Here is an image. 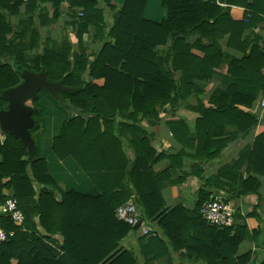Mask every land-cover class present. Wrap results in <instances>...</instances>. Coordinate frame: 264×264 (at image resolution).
Returning a JSON list of instances; mask_svg holds the SVG:
<instances>
[{"label":"trees","instance_id":"1","mask_svg":"<svg viewBox=\"0 0 264 264\" xmlns=\"http://www.w3.org/2000/svg\"><path fill=\"white\" fill-rule=\"evenodd\" d=\"M36 1L0 0V111L6 105L1 92L17 86L22 71H44L48 82L71 92L59 95L61 104L43 91L29 103L36 109L32 119L37 125L29 131L36 150L32 159L18 139L0 132V204L8 192L23 214L20 225L0 214L1 228L14 232L0 244V264H137L132 253L120 247L135 229L114 217V210L129 199L140 220L155 224L171 243L186 223L179 225L175 217L196 215L200 231L193 227L192 238L185 242L192 251L197 245L204 264H248L257 254L261 255L258 264H264V226L248 232L254 251L235 257L246 226L233 223L218 229L205 224L200 210L210 192H197L192 214L180 206L165 209L161 190L176 183L169 180L174 164L155 173L153 167L164 154L151 144L142 126L159 123L166 106L174 110L179 102L194 97L199 116L189 141H196L197 159L208 163L225 142L246 136L257 125L256 117L240 107L248 109L258 95L264 97V47L246 33L264 23V0H223L225 7L216 0H160L162 15L157 21L144 18L142 0H124L106 33L101 30L105 28L102 11H94L93 1L49 0L53 18L61 1L82 7L74 23L76 48L71 43L58 47L41 38L44 21L42 17L33 21ZM22 5L26 17L14 25L10 17L19 16ZM231 7L245 10L242 20L232 19ZM88 26L94 27L101 42L92 51L81 43ZM192 35L197 38L189 45ZM221 42L241 55L222 51ZM249 43H253L250 49ZM223 69L226 87L213 92L205 105L199 97L204 93L195 82L208 83ZM166 125L173 138L185 144L182 136L189 138L185 124L178 120ZM263 143L264 131L232 163L234 170L221 169L203 187L220 184L231 190L232 197L256 194L264 178ZM54 158L73 159L92 190L59 189L49 173V160ZM244 164L245 179L238 173ZM235 185L238 191L232 190ZM142 238H149L143 255L164 254L152 249L155 245L165 250L159 239Z\"/></svg>","mask_w":264,"mask_h":264},{"label":"crops","instance_id":"2","mask_svg":"<svg viewBox=\"0 0 264 264\" xmlns=\"http://www.w3.org/2000/svg\"><path fill=\"white\" fill-rule=\"evenodd\" d=\"M25 1V0H24ZM93 1L95 4L94 11H102L103 21L105 28L101 29L104 33L108 30V26L113 21L115 14L121 9L124 0H87ZM145 3V10L143 13L144 18L152 21L160 19L161 7L160 0H142ZM36 11L33 15L34 24L42 17L44 25H40L41 38L46 37L50 43H55L60 46L62 43H71L73 48H76L77 40L75 38V25L78 23V14L81 11V6H71L68 1H61L56 7V17L53 16L54 7L49 0H37ZM250 3V2H249ZM244 9L238 7L230 8V15L233 20H242L244 15ZM26 17L25 7L22 5L19 7V16L10 17V21L15 25L18 19ZM36 17L38 19H36ZM38 20V21H37ZM96 30L93 26H88V30L82 34L81 43L85 45L88 51L94 50L100 42V36L95 35ZM247 38L252 41H257L260 47H264V23L258 22L254 27L247 29ZM104 36V34H103ZM197 36L192 35L187 39V44L191 45ZM257 38V39H256ZM256 39V40H255ZM222 51L234 56H240L241 54L233 49H227L225 43H219ZM253 45L249 43L248 49ZM164 47H158L159 50ZM225 69L218 71L217 75L213 76L208 83L195 82L197 89L203 91L204 95L199 96L204 99V104L216 90H224L226 85L222 81V76L225 75ZM178 76V73L176 74ZM262 96L258 95L250 108L240 107L241 110L253 115L257 119V125L253 127L246 136L234 137L224 143L218 156L214 157L210 162H203L201 159H197L195 156L196 141L190 144L191 138L194 135V126L198 113L195 112L197 107L194 97H190L185 102H179L177 107L173 110L169 106H166L159 114V123L148 125L142 123L143 129L147 133V137L151 144L160 152L164 154V158L159 161L153 170L155 173H159L164 169H168L171 162L174 164V169L171 170L169 176L170 181H176L173 185H166L161 190V196L164 201L165 209L170 210L173 207L180 206L188 213H193L195 208V201L197 192L208 191L211 193V197L220 196L227 200L230 207L233 209V223L246 226V237L239 244L236 256L244 255L247 252L254 251V244L247 238V235L251 230L255 228L263 229L264 226V178L260 179L259 188L256 194H247L241 197H232L228 188L222 189L221 185L217 184L210 188L203 187V182L212 176H215L221 169L230 168L232 163L236 162L239 158V154L243 152L247 147L251 146L254 139L264 131V106L259 104V100ZM181 121L185 124V129H189L186 133L188 136H182V141L185 144L178 143L171 135L166 123L169 121ZM191 131V132H190ZM226 131H231V128H227ZM190 140V141H189ZM126 143V141H125ZM264 145V143H263ZM177 156V158H175ZM53 157V156H52ZM170 158H174L173 160ZM50 169L49 173L55 181L57 187L61 190L68 188L69 190H76L82 193H87L92 190V185L89 183L85 172H83L71 158H67L62 161L54 159L49 160ZM234 170L230 168L228 171ZM240 173L245 179L247 177L245 173V164L239 168ZM222 184H226L225 180H221ZM237 185L232 186L233 191L237 190ZM228 192V193H227ZM254 210H256L254 212ZM255 214L249 216V214ZM180 221H186L185 226H181V234L179 233L178 239L169 242L168 238H163L160 233V229L154 224V229L157 231L156 237L165 247V250L161 247L153 246L152 249L156 254L164 252L162 256L153 258L152 253L144 254L143 247L147 243V239H143L137 231H131L121 241L120 247L126 251L132 253L136 259L137 264H204L200 260V255L195 245V250L186 245L185 240L188 237L192 238V229L198 225H201L200 221H195V216L187 217H175ZM198 219V218H197ZM177 221V220H176ZM194 223L196 225H194ZM197 223H199L197 225ZM232 223V224H233ZM200 231V230H199ZM39 232L42 231L39 229ZM249 232V233H248ZM54 238L57 239V236ZM155 238V239H156ZM52 246V245H51ZM151 258V260H148ZM261 255H252L248 264H258Z\"/></svg>","mask_w":264,"mask_h":264},{"label":"water","instance_id":"3","mask_svg":"<svg viewBox=\"0 0 264 264\" xmlns=\"http://www.w3.org/2000/svg\"><path fill=\"white\" fill-rule=\"evenodd\" d=\"M20 80V83L14 88L1 92V97L6 105L0 111V132L8 133L18 139L25 148L28 158L32 159L36 150L29 131L37 129V125L32 119V114L36 113V109L27 104L36 99L39 91L50 93L61 104L59 95L71 92V90L59 83L48 82L44 71L39 73L22 71ZM136 227L137 224L133 229Z\"/></svg>","mask_w":264,"mask_h":264},{"label":"built area","instance_id":"4","mask_svg":"<svg viewBox=\"0 0 264 264\" xmlns=\"http://www.w3.org/2000/svg\"><path fill=\"white\" fill-rule=\"evenodd\" d=\"M216 4L225 7L223 0H216ZM80 16V13L78 14ZM259 104L264 106V97H261ZM7 199L0 204V214L8 216L15 224H22L23 214L18 209L16 201L10 194H6ZM234 211L225 200L220 196L211 197L200 210V215L206 225L221 229L223 227L232 226ZM114 217L118 222L124 223L133 228L136 224L137 231L140 236L157 237V231L139 218V213L132 201L129 199L126 203L120 205L114 210ZM14 236V232H5L0 226V244L8 241Z\"/></svg>","mask_w":264,"mask_h":264},{"label":"rangeland","instance_id":"5","mask_svg":"<svg viewBox=\"0 0 264 264\" xmlns=\"http://www.w3.org/2000/svg\"><path fill=\"white\" fill-rule=\"evenodd\" d=\"M58 47H59V46H58ZM27 105L30 106L29 103H28ZM48 110H49V111H53V110H51V109H48ZM51 118H52V116H50V121H51ZM0 140L3 141V137H2V136H0ZM6 194H9V193L7 192ZM47 244H50V245H52V247H54V244H53V243L48 242ZM50 247H51V246H50Z\"/></svg>","mask_w":264,"mask_h":264}]
</instances>
